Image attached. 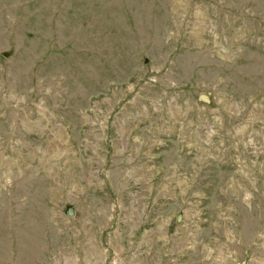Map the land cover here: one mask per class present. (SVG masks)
<instances>
[{
	"label": "rangeland",
	"instance_id": "374dc122",
	"mask_svg": "<svg viewBox=\"0 0 264 264\" xmlns=\"http://www.w3.org/2000/svg\"><path fill=\"white\" fill-rule=\"evenodd\" d=\"M241 263L264 0H0V264Z\"/></svg>",
	"mask_w": 264,
	"mask_h": 264
},
{
	"label": "crops",
	"instance_id": "0c3cea01",
	"mask_svg": "<svg viewBox=\"0 0 264 264\" xmlns=\"http://www.w3.org/2000/svg\"><path fill=\"white\" fill-rule=\"evenodd\" d=\"M84 233V232H83ZM82 233V234H83ZM84 235V234H83ZM86 234L84 235V238H85V240H86ZM87 248V249H86ZM87 250V251H91L90 250V248H89V246H88V244H87V246H86V244H85V248H84V250ZM98 256H100V254L98 255V252H96V250H94V253L93 254H90V256L87 258L86 257V260H87V263H92V259L94 258V260H97V259H100L101 260V258H99ZM93 262H97V261H93Z\"/></svg>",
	"mask_w": 264,
	"mask_h": 264
},
{
	"label": "water",
	"instance_id": "95a60500",
	"mask_svg": "<svg viewBox=\"0 0 264 264\" xmlns=\"http://www.w3.org/2000/svg\"><path fill=\"white\" fill-rule=\"evenodd\" d=\"M72 214H73V212H72V210L70 209V210L68 211V216H72ZM178 220H180V217L178 218ZM241 264H244V263H241Z\"/></svg>",
	"mask_w": 264,
	"mask_h": 264
}]
</instances>
